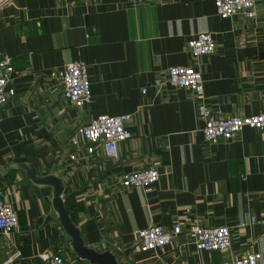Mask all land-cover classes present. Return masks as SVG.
<instances>
[{"label":"crops","instance_id":"crops-1","mask_svg":"<svg viewBox=\"0 0 264 264\" xmlns=\"http://www.w3.org/2000/svg\"><path fill=\"white\" fill-rule=\"evenodd\" d=\"M257 17H221L214 0H11L0 5V57L15 70L16 95L0 110V190L19 228L0 233V264H36L62 254L69 264H100L79 245L110 253L117 264H223L247 250L264 264V129L245 127L209 142L195 94L157 77L172 66L198 68L206 103L222 117L264 113V0ZM211 32L213 53L194 57L188 40ZM83 61L91 102L73 108L58 71ZM145 91V92H144ZM131 116L133 133L114 163L68 138L92 117ZM155 165L160 180L146 190L122 187V176ZM179 220L230 227L227 251H199L186 231L145 251L137 234ZM254 220V222H253Z\"/></svg>","mask_w":264,"mask_h":264},{"label":"built area","instance_id":"built-area-1","mask_svg":"<svg viewBox=\"0 0 264 264\" xmlns=\"http://www.w3.org/2000/svg\"><path fill=\"white\" fill-rule=\"evenodd\" d=\"M11 0H0V5ZM68 1V0H58ZM146 0H133L140 4ZM258 0H214L216 12L221 17L242 14L248 18L257 17L256 4ZM188 47L194 57L205 56L216 50L217 43L211 32L203 31L188 40ZM15 70L11 57H0V110L16 95L9 84ZM63 86V94L73 108H83L91 102L92 90L88 67L83 61L68 63L57 74ZM169 84L173 87L187 88L194 92L197 102L198 117L203 121V134L207 141L217 142L231 140L245 127L264 129V113L248 116L222 117L213 114L206 103L204 79L201 71L194 66H172L162 76L157 77L155 85L162 87ZM145 92V91H144ZM129 114H101L92 117L90 122L78 126L68 138L70 157L76 158L75 149L82 145L89 155H96L102 148L108 159L119 163L121 154L120 143L130 140L133 133L127 124ZM161 178L160 170L155 166L139 168L125 173L121 178L122 187H141L150 189ZM254 222V220H253ZM185 229L184 222L179 220L169 229L161 225H152L138 232V246L145 251L157 250L168 246L174 238L186 231L199 251H227L234 245L233 233L230 227H204L190 223ZM19 228V217L12 203L7 199V192L0 190V233L9 234ZM263 254L252 249L243 255L223 264H260ZM36 264H69L62 254L45 255L42 263Z\"/></svg>","mask_w":264,"mask_h":264},{"label":"water","instance_id":"water-1","mask_svg":"<svg viewBox=\"0 0 264 264\" xmlns=\"http://www.w3.org/2000/svg\"><path fill=\"white\" fill-rule=\"evenodd\" d=\"M79 252L85 258H89L100 264H117L116 257L110 253L99 254L94 251L85 250L79 245Z\"/></svg>","mask_w":264,"mask_h":264}]
</instances>
